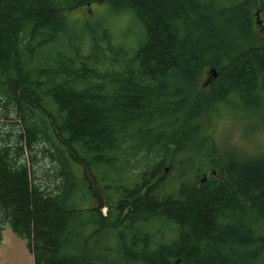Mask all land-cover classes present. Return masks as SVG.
<instances>
[{
	"label": "trees",
	"instance_id": "1",
	"mask_svg": "<svg viewBox=\"0 0 264 264\" xmlns=\"http://www.w3.org/2000/svg\"><path fill=\"white\" fill-rule=\"evenodd\" d=\"M100 2L133 16L135 42L102 22L73 34L71 9ZM257 12L0 0V242L9 229L34 264H264V154L227 157L203 124L264 106Z\"/></svg>",
	"mask_w": 264,
	"mask_h": 264
},
{
	"label": "rangeland",
	"instance_id": "2",
	"mask_svg": "<svg viewBox=\"0 0 264 264\" xmlns=\"http://www.w3.org/2000/svg\"><path fill=\"white\" fill-rule=\"evenodd\" d=\"M112 12L106 9L105 2H100L91 4L89 7L71 9L66 17L68 22L76 23L74 25L76 30L73 34H79L80 31L87 33L88 30L94 29L102 22L114 44L135 42L141 26L131 14L114 18ZM252 28L250 46H264V16L262 13H255ZM210 76L207 70L202 77V87H206ZM203 124L206 125L222 153L227 157L248 159L264 154V106L257 113L250 114L245 111L237 114L229 109H223L219 112V116H211ZM102 213H105L104 209ZM0 264H34L33 257L27 248V242L17 238L9 229H5L2 234Z\"/></svg>",
	"mask_w": 264,
	"mask_h": 264
}]
</instances>
